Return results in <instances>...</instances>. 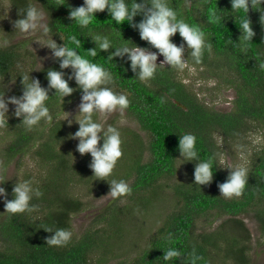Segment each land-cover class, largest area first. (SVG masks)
Returning a JSON list of instances; mask_svg holds the SVG:
<instances>
[{
  "label": "trees",
  "instance_id": "16d2710c",
  "mask_svg": "<svg viewBox=\"0 0 264 264\" xmlns=\"http://www.w3.org/2000/svg\"><path fill=\"white\" fill-rule=\"evenodd\" d=\"M33 1L39 2L47 11L48 25L52 28L50 34L58 44L65 42L69 47H75L69 37L76 36L81 41L77 51L112 74L114 83L107 86L128 96L130 105L126 110L145 135L126 127H116L121 133L123 155L107 181L124 180L132 192L109 202L105 214L96 217L77 235L72 232V220L85 202L71 192V187L81 180L86 184L92 182L97 194L110 191L106 180H96L93 176L89 167L90 154L83 155L77 162V154L67 149L75 142L70 134L79 126L69 130L62 120L53 124L41 120L28 131L19 125L22 118H13L8 123L12 139L5 152L11 158L31 154L42 170L36 176L26 173L23 180H31L42 195L33 197L31 204L35 209L30 213L11 215L5 212L4 199L0 201V264H112L116 249L128 237L127 226L134 222L133 226L140 230L144 226L140 225L137 215L151 210L156 201L168 199L173 200V207L164 215L146 245L133 257L124 256L114 264H253L252 236L241 215L254 212L264 235V148L255 153L247 169L248 181L243 195L226 199L221 196L218 185L225 182L229 170L221 163L224 147L218 138L221 137L225 144L242 142L253 130V121L264 123V69L259 67L264 63V23L261 22L264 4L259 9L249 4L247 17L255 35L245 41L239 28L245 13H233L230 0H167L178 18L203 30L206 41L212 45L211 52H204L200 64L193 61L191 50L186 47L184 54L190 64L213 67L215 72L225 66L241 79L235 108L223 112L202 102L197 93L178 78L179 70L170 65L158 67L154 79L141 82L131 71L126 57H115L112 61L107 58L114 49L100 51L97 47L95 57L88 55L87 50L96 47L91 39L95 35L108 36L114 46L127 44L157 51L141 40L138 30L127 21L115 24L107 9L95 13L88 27L82 28L69 19V12L82 6L83 0H10L18 18L23 17L22 11L29 4L33 5ZM127 2L131 3V0ZM213 14L224 17L222 23L216 22ZM141 19L142 16L137 15L133 22ZM172 40L177 45L182 43L179 33ZM30 54L19 43L0 44V86L3 81L14 80L16 94L20 95L21 76L29 74L30 78L38 79L47 87V71H60L59 62L54 60L35 72V60L28 61ZM63 71L69 73L71 69ZM69 86L75 90L67 97L82 95L74 80L69 81ZM48 94L50 98L46 103L55 118L67 97L62 102L59 95H55V89ZM97 117L98 113H95L93 119L96 122ZM109 125L115 127L111 123L103 126ZM184 133L197 137L196 149L202 159H213V180L207 185L199 186L194 182L196 162L177 160L181 158L179 135ZM181 166L185 167L186 173L178 175L173 183L163 182L175 178ZM17 182L22 180L5 185L7 200L14 198L12 189ZM168 187L170 191L166 189ZM211 215L213 220H209ZM221 217L226 218L211 228ZM201 218H207L211 226L199 231ZM47 228L67 229L72 232V239L65 246H48L46 239L54 233L44 230ZM169 248L180 250L181 257L165 261L164 251Z\"/></svg>",
  "mask_w": 264,
  "mask_h": 264
},
{
  "label": "clouds",
  "instance_id": "9594fccd",
  "mask_svg": "<svg viewBox=\"0 0 264 264\" xmlns=\"http://www.w3.org/2000/svg\"><path fill=\"white\" fill-rule=\"evenodd\" d=\"M233 13L242 11L245 16L240 21V30L245 41H250L255 35L251 22L247 17L249 4L253 8L259 9L264 0H230ZM258 6V7H257ZM107 9L111 20L120 25L127 21L131 27L139 32L140 39L146 41L157 51H150L148 48L121 44L114 46L108 36H91L96 47L88 51V55L95 57L96 48L100 51L114 49L108 59L115 57L127 58L130 62V69L135 77L141 82L154 79L157 69L165 64L171 68L183 70L187 61L184 59L185 44L190 49V55L196 64L202 62L204 52H211V43L206 41L205 33L199 27L187 23L184 19L178 18L176 10L169 6L167 0H83V5L72 9L69 12V19L74 20L82 28L88 25L95 18V13L104 12ZM22 18L14 21L16 31L32 35L37 30L41 31L43 37H49L52 28L43 23L44 13L32 4H29L23 11ZM141 15L142 19L134 23V18ZM261 16V22L264 23ZM216 22H221L224 17L213 14ZM177 33L182 38V43L177 45L172 37ZM53 35L46 40L43 46L51 50V57L59 62L60 71L49 69L46 74L47 87L41 86L38 79L30 78V75L21 76L22 93L20 96H10L5 98L4 93L0 94V127L8 125L9 105L14 106V116L22 118L19 125H23L25 130H32L41 120L51 121L47 101L49 91L55 89V95L63 98L70 96L74 88L69 86V81L74 80L82 91L79 104V114L82 119H75L78 123V130L70 134V138L78 140L76 151L80 155L90 154L89 164L96 180H106L112 175L117 161L122 157V139L120 131L111 125L107 128L93 119L95 113L110 114L115 111L123 113L130 105L127 95L113 91L111 85L114 83L112 74L102 65L91 62L84 58L77 49L81 41L76 36L69 37L75 47H69L63 39V44H58ZM39 42V41H38ZM230 42H232L230 40ZM240 43V42H239ZM158 56L163 60L157 64ZM264 69V63L259 65ZM71 69L69 73L63 70ZM67 76V78H65ZM30 81V82H29ZM71 125L72 121H68ZM102 133V135H101ZM103 141L100 144V141ZM197 137L192 133L179 135L178 151L180 157L177 160L194 161V182L196 185H207L213 180L214 162L210 157L202 159L196 149ZM99 145V146H98ZM182 164V163H181ZM180 164V165H181ZM227 168V167H226ZM230 169L225 182L218 185L221 196L226 199L239 198L243 195L248 181V170L243 166ZM108 182V181H107ZM3 182H0L2 184ZM109 183V182H108ZM110 195L113 199L130 195L132 188L124 180L112 179L109 183ZM13 199L7 200V192L4 187H0V198L4 199L5 212L15 215L17 213L32 212L35 205L31 204L33 197H40L42 193L38 187L33 186L31 180L17 182L12 189ZM54 233L46 239L48 246H65L72 239V232L64 229L51 228L44 229ZM181 257V252L175 248L164 251L163 259L172 261Z\"/></svg>",
  "mask_w": 264,
  "mask_h": 264
},
{
  "label": "rangeland",
  "instance_id": "374dc122",
  "mask_svg": "<svg viewBox=\"0 0 264 264\" xmlns=\"http://www.w3.org/2000/svg\"><path fill=\"white\" fill-rule=\"evenodd\" d=\"M33 5L43 11V23L48 24L49 17L47 11L39 2L35 3L33 1ZM17 19L19 18L10 0H2V12L0 14V44L19 43L21 46L23 45V48L29 50L31 53L28 56V61L35 60V72L54 62L55 59L51 57V50L46 46H43L46 40L52 35L49 34V37H43L40 30H37L32 35L16 31L14 21ZM52 38L56 41L54 36ZM186 47L187 46L185 44V48ZM184 59L187 63L183 70H179L178 78L189 85L193 91L197 93L202 102L207 104L209 107L223 112H228L235 108V99L238 97L237 89L241 82L239 75L235 71L230 69L228 70L224 66L215 72L213 67H200L190 64L185 54ZM162 60L163 57L158 56L157 64H159ZM41 86L46 87L43 84ZM0 87V94L4 93L5 98L10 96L18 97L21 95L16 94L14 80L7 82L3 81L1 82ZM80 98L81 95L76 97H67L66 101L63 102L64 106L62 109H59L60 113L56 115L55 118H52L50 123L53 124L55 123L54 121L62 120L70 127L69 130H72V128L77 129L79 125L75 119H82V116L79 114L78 107L80 104ZM13 113L14 106L9 105V111L7 113L8 123L11 122L13 118H17ZM69 120L72 121L71 125L68 123ZM97 120L98 123H101L102 125H108L111 123L118 129L126 127L145 135L144 131L140 129L138 123L127 110H124L123 113L120 111H115L110 114L98 113ZM252 124L254 125L253 130L242 142L225 144L221 137L218 138L224 147V153L221 158V163L224 168L227 167L226 169H228L243 166L249 169L250 163L255 157V153H259L264 148V123L261 120H257L253 121ZM11 132L12 130L9 129L8 125L6 127H0V182H3L0 184V187L4 188L5 185L11 182L19 180H22L23 182V179L25 178L24 175L26 173L36 176L42 170L34 158H32L30 153L25 155H16L15 158L9 157V154L5 152V148L12 139ZM74 141L73 146L71 145L72 147H67V149L70 152H75L77 154L75 161L78 162L83 156L76 151L78 140ZM228 170L230 171V169ZM182 173H186V169L181 166L175 178L165 179L163 182L173 183L174 180L177 179L178 175ZM95 187L96 186L92 185V182H90V184H86L85 182L78 180V182L70 189L74 195L82 197L85 202L83 209L73 216L72 232L74 234L80 235L83 228L85 229V227L90 225L96 217L103 213L105 214L104 211L106 207L109 205V202L113 200V198L108 195L109 192L97 194L98 190H95ZM166 189L168 191L171 190L169 187ZM1 200L2 198H0V201ZM172 201V199H168L160 203H158L159 201H156L155 205L151 207V210L149 209L146 213L142 212L141 215H137L141 220L140 225L144 227L146 226V228L144 229V227H142L139 230V228L133 226L135 225L134 222H132V224L130 223V225H132L131 230L130 225L127 226L128 237L123 243H121L122 246L116 249L117 254L115 259L112 261V264L116 263V261L124 256L126 258L133 257L137 254L139 248L146 245L148 239L159 227L164 215L172 209ZM1 213L2 211L0 210V215ZM241 217L245 219L252 236V250L250 253L253 257V264H264V235H262L263 232L260 224L254 217V212L252 211L243 213ZM225 218L226 217H221L217 219V222H214L212 226L209 225L207 218H201L198 223V230L202 231L210 226L211 228L216 227ZM213 219L214 216L211 215L209 220ZM143 229L144 231H142ZM140 235L142 238L139 239L138 237Z\"/></svg>",
  "mask_w": 264,
  "mask_h": 264
}]
</instances>
